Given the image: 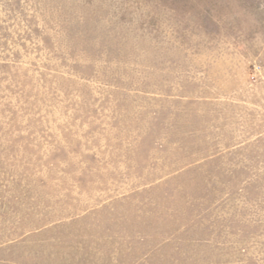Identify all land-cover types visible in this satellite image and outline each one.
I'll list each match as a JSON object with an SVG mask.
<instances>
[{"label":"rangeland","instance_id":"rangeland-1","mask_svg":"<svg viewBox=\"0 0 264 264\" xmlns=\"http://www.w3.org/2000/svg\"><path fill=\"white\" fill-rule=\"evenodd\" d=\"M0 264H264V0H0Z\"/></svg>","mask_w":264,"mask_h":264}]
</instances>
